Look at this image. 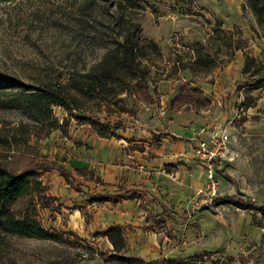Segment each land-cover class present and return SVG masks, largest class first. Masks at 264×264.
Here are the masks:
<instances>
[{
  "label": "rangeland",
  "instance_id": "374dc122",
  "mask_svg": "<svg viewBox=\"0 0 264 264\" xmlns=\"http://www.w3.org/2000/svg\"><path fill=\"white\" fill-rule=\"evenodd\" d=\"M226 1L225 21L197 0H134L132 7L123 0L0 3V74L22 86L49 91L70 108H52L53 128L19 110L0 108V165L13 171H36L46 202L45 207L37 205L36 218L45 232L59 240L0 234V264H114L100 256L111 252L102 239L114 228L130 246L124 257L146 264H264V22L258 23L252 11L255 2L264 8V0ZM148 19L157 26L174 20L178 27L217 30L205 45H198L200 61L209 69L232 58L234 49L240 48L242 78L234 84L241 96L232 99L230 106L222 105L218 131L214 133L212 127L211 134L204 130L200 135L208 140L226 138V155L214 163L215 194H209L205 178L196 190L188 189L175 212L163 221L144 224L150 213L143 201L108 196L110 205L98 213L102 200L94 190L80 181L76 170L67 171L57 162L64 159L58 156L63 155L62 138L72 136L79 126L94 130L91 120L104 126V137H109L114 135L111 130L127 126V118L136 117L150 100L148 89L152 92L157 86L167 67L165 59L175 53L162 57L145 38ZM131 47L136 50L137 70L131 74L121 70L124 85L120 87L107 83L110 93L106 96L121 88L124 93L108 101L80 95L84 76L93 72L105 81L100 77L104 72L128 65L125 53ZM177 50L180 54L175 57L188 52ZM87 179L94 181L93 176ZM224 197L234 199L220 204L211 200Z\"/></svg>",
  "mask_w": 264,
  "mask_h": 264
},
{
  "label": "crops",
  "instance_id": "0c3cea01",
  "mask_svg": "<svg viewBox=\"0 0 264 264\" xmlns=\"http://www.w3.org/2000/svg\"><path fill=\"white\" fill-rule=\"evenodd\" d=\"M197 3L219 19L227 20L226 0H197ZM178 25L173 20L157 26L148 19L145 38L152 41L162 57H167L170 51L179 55L178 48L188 52L165 59L167 67L161 71L162 79L152 87V92L148 89L150 100L142 104L136 117L127 118L130 120L127 126L111 130L114 135L109 137L98 136L90 126H79L70 138H62L63 155L58 156L64 159L57 164L67 171L83 172L78 174L80 181L102 200L98 213L110 205L108 196L120 195L119 201H143L150 213L144 224L163 221L164 216L182 205L188 189L194 191L205 181V166L195 155L197 140L204 130L211 134L212 127L216 133L224 116L222 105L230 106L232 99L241 96L234 86L242 78V62L238 61L241 49H234L232 58L216 62L208 69L200 61L198 50L217 30ZM243 52V56L247 54L244 49ZM74 142L79 143L77 148ZM170 168L175 171L167 173ZM91 176L95 182L87 179ZM112 205L118 207V203ZM122 236L126 245L124 257L130 246L123 233ZM102 244L113 254L107 238L103 237Z\"/></svg>",
  "mask_w": 264,
  "mask_h": 264
},
{
  "label": "trees",
  "instance_id": "16d2710c",
  "mask_svg": "<svg viewBox=\"0 0 264 264\" xmlns=\"http://www.w3.org/2000/svg\"><path fill=\"white\" fill-rule=\"evenodd\" d=\"M14 1L16 0H0V3ZM123 1L131 7L134 5V0ZM262 1L263 0H261V2ZM252 11L254 15L258 17V23H263L264 8L259 9L258 3L255 2V4L252 5ZM125 56L128 58V65L119 64L112 68L109 73L104 72L100 77L105 78V81L99 80V76L94 77L93 72L84 76L86 83L80 89V95L91 100L99 96L104 101H108L110 98L124 93L125 90L121 88L112 91L109 97L106 96L107 93H110L107 90L108 82H111L113 85L116 84L119 87L121 84L124 85L120 79L123 75L120 74L121 70L131 74L138 68L135 48L131 47L128 52L125 53ZM249 60L250 58L246 57V62ZM246 64L245 67H247ZM58 97L59 96H55L49 91L22 86L18 84L15 79L0 74V108L19 110L30 119L38 123H49L53 128L56 124L52 120V108L59 106L70 109L66 107L62 98ZM89 123L94 127V131L100 137L107 135L104 126L98 127L91 120H89ZM65 133L64 131V134ZM76 172L80 175L83 174V172L79 170H76ZM44 199L45 189L36 171L28 168L20 171H13L0 165V234L2 236H10L18 239L59 242L58 239L50 236L43 230L36 218L37 205L46 206ZM232 199L234 198L224 197L221 199H213L212 202L215 203ZM103 236L107 238L113 247V254H100L101 259L106 263L146 264L138 259L123 257L126 252V245L119 229H111L105 232Z\"/></svg>",
  "mask_w": 264,
  "mask_h": 264
},
{
  "label": "built area",
  "instance_id": "2783aa9c",
  "mask_svg": "<svg viewBox=\"0 0 264 264\" xmlns=\"http://www.w3.org/2000/svg\"><path fill=\"white\" fill-rule=\"evenodd\" d=\"M226 138L219 136L215 139L200 138L197 140L195 155L205 166L206 184L210 195H214L218 186L214 179V162L223 159L226 155ZM213 201V198L211 199Z\"/></svg>",
  "mask_w": 264,
  "mask_h": 264
}]
</instances>
